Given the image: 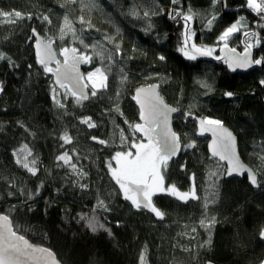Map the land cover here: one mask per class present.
Segmentation results:
<instances>
[{
    "label": "trees",
    "instance_id": "obj_1",
    "mask_svg": "<svg viewBox=\"0 0 264 264\" xmlns=\"http://www.w3.org/2000/svg\"><path fill=\"white\" fill-rule=\"evenodd\" d=\"M184 2L201 17L194 21L197 44L214 45L219 32L239 16L246 17L248 30L258 31L264 38V29L255 24L258 18L246 7H241L245 0H227L226 9L217 5L216 10L222 18L211 32L203 27V17L211 14V0ZM61 4L65 6L61 7ZM98 4L99 9L90 10L87 6L82 8L79 2L72 4L66 0H0V9L31 12L34 16L48 14L52 20L51 25H42L36 19L21 21L15 26L0 24V50L19 65L18 69H10L6 62L0 61V81L5 86V92L0 94V125H3L0 128V212L8 213L14 226L20 228V234L32 243L55 252L62 264H139V255L145 246L147 264H170L172 257L182 259L185 264H194L192 255L174 251V237L185 225L193 223L200 210H193L190 203L183 204L167 195H158L154 200L166 213L163 221L153 215L143 216L148 212L132 209L105 167V161L119 150L116 125L124 128L125 135L131 138L123 121L127 118L133 123L139 122L138 106L131 99L134 90L158 83L170 105L200 118L222 120L238 137L244 162L260 173L264 185V166H259L264 164L259 159L264 154V86L259 84L264 79V65L246 74L232 75L224 63L187 60L177 51L182 31L180 24L176 25L163 15L153 16V30L145 34L143 28L147 21L128 15L133 6L141 14L157 6L170 8L169 0H98ZM65 14L76 25L81 15L90 21L92 27L86 30L88 37L103 39L107 35L116 38L114 42L120 45L123 54L121 65L129 77L118 102L124 117L112 111L101 115L106 107L111 108L115 92L123 89L118 72L110 75V87L100 97L85 101L82 106L75 105L73 99L68 100L66 105L70 115H64L65 110L54 104L50 87L53 77L46 76L36 64L34 41L28 37L32 27L42 36H56ZM244 39L242 32L236 33L230 47L243 52ZM76 46L81 47L78 42ZM253 51L255 58L264 55V41ZM159 55H164L166 60L159 61ZM216 55L219 50L214 53ZM128 56L134 58L128 59ZM29 64L33 65L31 71ZM197 81H206L212 91L205 95V89ZM228 91L234 96L226 97L224 93ZM78 116H92L101 126L87 129L78 123ZM17 121L23 122L35 137L19 127ZM181 121L182 117L175 119L174 129L180 134L182 145L195 140L196 147L182 148L178 157L170 162L165 177L166 182L188 190L193 173L199 187L204 160L218 162L209 156L207 142L196 139L195 124L188 121L183 125ZM65 128L74 137V143L66 145L65 149L71 153L75 148L79 154L78 164L87 172L80 181L88 184L86 190L71 184L77 177L68 169L56 166V155L65 150L59 147L61 141L58 139ZM91 135L116 143L105 148L91 141ZM21 142L29 143L39 156L40 171L36 176H31L14 162L12 151ZM181 164L185 165L183 171ZM10 182H14L17 189H23L24 195L17 192L16 196L8 197ZM41 182L40 194L27 204L23 203ZM97 193L112 209L98 213L111 230V236L103 230L94 234L83 222L72 219L78 213H91ZM12 205H16V209L9 213ZM28 206L32 211L27 210ZM211 215L219 222L212 232V245L201 252L199 264L208 261L214 264H262L264 240L260 239L259 231L264 227V186L256 189L247 179L225 178Z\"/></svg>",
    "mask_w": 264,
    "mask_h": 264
},
{
    "label": "snow or ice",
    "instance_id": "obj_2",
    "mask_svg": "<svg viewBox=\"0 0 264 264\" xmlns=\"http://www.w3.org/2000/svg\"><path fill=\"white\" fill-rule=\"evenodd\" d=\"M80 3L89 9H99L98 0H66V3ZM172 7L164 8L157 6L153 10H144L141 12L133 6L128 11L134 19H143L147 21L143 31L145 34L153 30L151 17L163 15L177 24H180L182 31L180 33V42L177 46V51L181 53L187 60L194 61L199 56H213L219 48L221 55L213 56L214 59L223 61L228 68L235 72L237 69H250L253 66L264 65V55L257 58L253 57L252 50L259 48L264 41L260 33L255 30H248V24L245 22V16H239L234 22L224 27L216 37L214 45L197 44L195 41L198 38L193 27V21L199 20L200 14L193 9L191 5L185 6L184 0H169ZM221 5L222 8H227V0H211V14L203 17V27L206 31L211 32L217 21L222 17L216 10V6ZM61 4V7H64ZM246 7L251 13L258 18L255 21L256 27L264 29V0H245L241 5ZM36 19L40 24L51 25L52 20L48 14L42 16H34L33 13L24 12L16 9L3 10L0 9V24L18 25L21 21H32ZM78 23L81 25V33L91 28V22L86 21L81 15ZM117 32L119 30L117 29ZM245 38L243 53H237L235 47H230V41L236 33H241ZM71 37L70 45H62L59 50L53 47L57 37L42 36L35 27L31 28L29 40H33L36 64L42 69L46 76L53 77L51 87V98L57 108L64 111V115H70L67 111L66 102L69 96L72 97L75 105L82 106L85 101L92 98H98L107 91L110 87L109 74L112 72L114 64L117 62L114 59L119 57L123 60V54L118 43L113 45L112 49L105 48L100 42H95L91 45L86 44L82 35H78L77 29L68 14L63 16V23L59 27L60 41H64L66 37ZM108 43H112L114 38L105 35L103 38ZM77 42L83 48L76 46ZM91 47L93 52L87 50ZM135 51V49H133ZM98 57L101 66L95 67L86 74L80 71L81 64H92L93 58ZM62 58V59H61ZM128 59L134 57L128 56ZM159 61H165L164 55L158 56ZM0 61L6 62L10 69H18L19 65L4 51L0 50ZM105 61H107L105 63ZM33 65L29 64L28 69L31 71ZM120 84L123 85L128 80V73L124 67L119 68ZM199 86L205 89V95L212 91V86L206 81H197ZM261 86H264V79L259 81ZM158 84H148L147 86H139L134 90L131 99L135 101L139 110V122H131L124 118V124L128 126L131 132V138L125 135V129L116 125L119 129V150L114 151L109 159L105 161L108 175L118 186L119 193L125 201L130 202L131 206L137 211H147L152 214L158 221L165 219L166 213L157 206L154 202V197L158 195H167L175 198L183 204H188L190 201H198L201 199L197 194V185L195 183V174L190 176L191 186L188 190H181L176 184L166 182L165 174L169 169V164L174 158L178 157L183 149H193L196 147L195 140L182 145L181 136L171 127L172 114L180 111L176 107H171L164 102L163 97L158 91ZM5 92V86L0 81V94ZM122 91L115 92V100L112 101L111 108L106 107L101 113L102 116L110 111L124 117V113L119 107V99ZM226 97H233L231 91L225 92ZM62 98V99H61ZM111 100L112 98L109 97ZM6 111V109H5ZM191 116V113L185 114V119ZM80 125H84L87 129H95L101 125L93 119L92 116L76 117ZM19 127L23 128L30 136L35 137L21 121H17ZM198 135L203 136L205 133L211 134V141L208 145L211 158H217L218 162H226L227 168L224 170L227 176L233 174L245 176L253 188L259 189L262 186L260 173L253 168L246 166L241 162L237 150V140L231 131L225 126L220 119L203 117L198 119ZM3 125H0L2 128ZM138 134V135H137ZM61 143L59 147L65 149L66 145L74 143V137L69 133L67 128L58 137ZM89 139L103 147H111L115 144V140L111 142L102 139L96 135H91ZM15 164L24 169L31 176H36L40 168L38 154L34 153L33 148L29 143L21 142L19 147L12 151ZM75 157V160H74ZM80 159L76 149L63 150L55 157L56 166L63 167L70 171L72 176L77 177L72 180L71 184L78 187L80 190L88 189L87 183L80 181L87 176L83 166L78 164ZM259 159L264 162V154H261ZM181 170L185 168L184 164L180 165ZM210 177L216 178L221 173L211 171ZM43 187V182L37 187L34 193H30L23 202L33 200L35 196L40 194V188ZM6 195L8 197L16 196L17 192L24 195L23 189H17L14 182L8 184ZM213 199L204 198L203 213L198 221V226L206 233V239L200 243L201 248H210L212 245V232L219 222L215 215H210L208 212L209 204L215 203V197L218 195V189L215 185V180L211 182ZM16 209V205H12L9 213ZM28 211H32L31 207H27ZM111 206L106 203L105 199L101 198L97 193L96 204L93 205L91 213H78L72 219L77 223L83 222L85 228L92 233H98L103 230L111 236V230L106 227V223L102 222L98 213L110 212ZM106 220V218H105ZM186 228L188 226H185ZM20 228L14 226L10 215L5 212H0V264H61L57 259L56 253L50 248L34 245L23 234H20ZM197 233L195 226L191 227V232L185 231L181 235L188 236L191 240H196ZM260 239L264 240V227L259 231ZM191 247H185L184 251H191ZM147 246L139 255V264H147L146 260ZM264 264V261H262Z\"/></svg>",
    "mask_w": 264,
    "mask_h": 264
},
{
    "label": "rangeland",
    "instance_id": "obj_3",
    "mask_svg": "<svg viewBox=\"0 0 264 264\" xmlns=\"http://www.w3.org/2000/svg\"><path fill=\"white\" fill-rule=\"evenodd\" d=\"M141 20H143V19H141ZM74 26L77 29L78 35H82V38L85 40L86 44L91 45V44H93L95 42H100L101 44H103V46L105 48H108V49H112L113 45L116 44L114 42V41H116V38H114L112 43H108L104 39L88 37V35L86 34V31H83L81 33V31H80L81 30V25L80 24H78V25L74 24ZM51 36L52 37H57L56 42L54 43L57 51L59 50L60 46L66 45L67 43L70 44V41H71V37L70 36L66 37L64 41H60L58 39L59 33L56 36L51 34ZM81 48H83L82 45H81ZM218 50H219V48H217V51ZM87 51L89 53L93 52L91 47H89ZM114 59L117 62L114 64L112 72L109 74V77L113 73H116V72L119 73V68L122 67L120 58L119 57H115V55H114ZM106 62L107 61H105V63ZM98 66H101L100 60H99L98 57L94 56L92 64H86L85 68H87V69L84 71V73L86 74L88 71H91L95 67H98ZM119 77H120V73H119ZM122 88H123L122 92H124L126 90V82L122 85ZM71 99H72V97L69 96L68 100H71ZM66 104H67V102H66ZM203 163H204L203 179H201L200 185H199V187H197V194H198V196L201 197V199L198 200V201H190L189 202L190 206L192 207L193 210H198L199 209L200 212L197 214V217L194 219L193 223L185 225V226H188V227L187 228L183 227L181 232L178 233V235H175V237H174V251H175V249H177L179 252H183L184 254L192 255L191 256L192 257V262H194V264H199V262H200V258L199 257L201 255V252L204 251L205 249H208V248H201L200 247V243L203 242L206 239V233H205V231L202 228H200L198 226V221L201 218L202 213H203L204 198L207 197L209 200L213 199L211 182L213 180H215V185H216V187L218 189V195L215 197V200L217 201L219 193H220V188H221L222 182L226 178V173L224 172V170L226 169L225 166L221 165L220 163H213V162L209 161L208 159L204 160ZM259 166H264V164L263 165L261 164ZM211 171H217V172L221 173V175H219L216 178L210 177L209 173ZM117 188H118V186H117ZM154 200H155V197H154ZM126 202H128V201H126ZM128 203L131 206L130 202H128ZM215 203L209 204L208 212H209L210 215H211V208L215 206ZM132 209L136 210L133 207H132ZM138 212H141V211H138ZM143 212H147V211H143ZM151 215L152 214H149V213L148 214L147 213L143 214V216H145V217L146 216H151ZM193 226H195L197 228V233L193 234V235L197 236L196 240H191V239H189L188 236L181 235L185 231L190 233L191 232V227H193ZM185 247H191L192 250L191 251H184ZM170 264H185V262L182 259L178 258V257H172V260L170 261Z\"/></svg>",
    "mask_w": 264,
    "mask_h": 264
},
{
    "label": "water",
    "instance_id": "obj_4",
    "mask_svg": "<svg viewBox=\"0 0 264 264\" xmlns=\"http://www.w3.org/2000/svg\"><path fill=\"white\" fill-rule=\"evenodd\" d=\"M53 47L56 49V47H55L54 44H53ZM33 50H34V47H33ZM252 52H253V57L255 58V56H254V51L252 50ZM34 53H35V50H34ZM237 53H243V52H240V51L237 50ZM219 55H221L220 51H219ZM213 56H214V54H213ZM213 56H199V57H197L196 60L210 61V62H213V63H224L223 61H219V60L214 59ZM61 59H62V58H61ZM224 64H225V63H224ZM85 66H86V64H81V66H80V71H81L82 73H84V68H85ZM226 66H227V64H226ZM256 67H257V66H253L252 68L247 69V70H244V69H237L235 72H233V71H231V70L228 68V66H227L228 71H229L232 75L246 74V73H249L250 71L255 70ZM53 79H54V78H53ZM153 84H158V83H153ZM158 85H159V84H158ZM158 91H159L160 95L163 97V95L161 94V91H160V85H159ZM163 99H164V102H165L166 104H168V105L171 106V107H174V106L170 105V104L165 100L164 97H163ZM178 109H179V108H178ZM179 110H180V111H178V112H176V113H173V114H172V118H171V127L173 128L174 131H175V129H174V120H175V118L178 117V116H180V115H185V114H186L182 109H179ZM199 118H200V117H197V116L191 115V116H189V117L187 118V120H190V121H192L193 123L196 124V134H195L196 139H198V140H208V142H207V151H208L209 156L211 157V154H210V151H209V147H208V145H209V143H210L212 137H211V134H210V133H205V135H203V136H200V135L197 134V133H198V128H199V125H198V119H199ZM224 126H225L229 131H231V132L233 133V135L236 137V140H237V145H236L237 154H238V156H239L241 162L244 163L246 166H248V165L244 162V160H243V158H242V156H241V154H240L238 137L235 135V133H234V132H233L228 126H226V125H224ZM212 159H214V160H216V161L218 162L217 158H212ZM218 163H220L221 165H223V166H225V167L227 168V164H226V162H218ZM248 167H249V166H248ZM226 178H227V179H247V178H246V175H245V176H239V175H236V174H233L231 177H229V176L226 175ZM247 182H248V180H247ZM248 184H249V182H248ZM249 185H250V184H249ZM251 187H252V186H251ZM28 240H29V239H28ZM29 241H30V240H29ZM30 242H31V241H30ZM31 243H32V242H31ZM33 244H34V243H33ZM34 245H38V244H34ZM38 246H41V245H38ZM42 247H43V246H42ZM56 256H57V255H56ZM57 259H58V257H57ZM61 264H62V263H61ZM205 264H214V263L208 261V262H206Z\"/></svg>",
    "mask_w": 264,
    "mask_h": 264
},
{
    "label": "flooded vegetation",
    "instance_id": "obj_5",
    "mask_svg": "<svg viewBox=\"0 0 264 264\" xmlns=\"http://www.w3.org/2000/svg\"><path fill=\"white\" fill-rule=\"evenodd\" d=\"M193 27H194V21H193ZM178 117H182V123H183V125H187V123H188V121H190V120H187V119H185V115H180V116H178ZM177 118V117H176ZM175 118V119H176ZM175 121V120H174ZM191 123H193L192 121H190ZM195 124V123H194ZM195 126H196V124H195ZM202 141H206V142H208V140H202Z\"/></svg>",
    "mask_w": 264,
    "mask_h": 264
},
{
    "label": "built area",
    "instance_id": "obj_6",
    "mask_svg": "<svg viewBox=\"0 0 264 264\" xmlns=\"http://www.w3.org/2000/svg\"><path fill=\"white\" fill-rule=\"evenodd\" d=\"M164 17H165V16H164ZM168 20H170V19H168ZM170 21H172V20H170ZM175 24L178 25L176 22H175Z\"/></svg>",
    "mask_w": 264,
    "mask_h": 264
},
{
    "label": "bare ground",
    "instance_id": "obj_7",
    "mask_svg": "<svg viewBox=\"0 0 264 264\" xmlns=\"http://www.w3.org/2000/svg\"><path fill=\"white\" fill-rule=\"evenodd\" d=\"M251 72V71H250Z\"/></svg>",
    "mask_w": 264,
    "mask_h": 264
}]
</instances>
